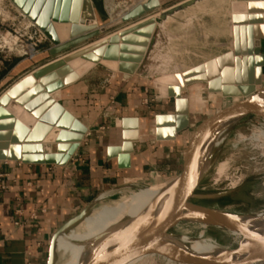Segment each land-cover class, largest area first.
Masks as SVG:
<instances>
[{
  "label": "water",
  "instance_id": "1",
  "mask_svg": "<svg viewBox=\"0 0 264 264\" xmlns=\"http://www.w3.org/2000/svg\"><path fill=\"white\" fill-rule=\"evenodd\" d=\"M10 1L43 32L51 44L48 53L55 58L23 75L0 94V161L64 166L79 147L86 127L59 103V97L54 99L52 94L75 83L95 67L120 73L124 79L141 75V66L154 43L155 32L151 28L153 20H145V17L155 13L160 4L158 0H147L121 19L96 28L89 24L95 18L91 0ZM85 2L89 4L88 15L82 19V4ZM237 3L243 7L236 9ZM230 24V50L194 66L191 72H173L152 79L157 97L170 99L173 104V113L154 117V138L157 141L173 140L177 133L188 128V102L181 94L187 92V86L191 84L189 80L194 76L206 85L207 92L231 99L228 106L204 118L193 129L183 149L169 206L129 240L97 251L85 264H118L125 258L141 254L160 255L182 264L264 262V246L255 254L238 257L239 246L206 256L159 245L171 235V229L188 210H197L202 217L211 219L207 225L236 233L240 238L264 232V225L240 229L222 218H213L212 211L226 216L237 215L190 201L200 178L195 180L194 173L203 137L232 117L251 116L264 125V105L261 102L264 91L257 89L264 76V52H260L264 41V0H234ZM130 25L132 27L127 28ZM116 31H120L118 35L109 39L103 37ZM235 98L239 100L234 102ZM126 120L122 119L123 125ZM138 140L137 130L122 132L121 145L115 151L121 167L128 165L133 143ZM52 143L56 144V154H51ZM33 151L38 155H31ZM40 152L43 155H39ZM83 214L81 211L52 235L45 264H54L56 234L76 224Z\"/></svg>",
  "mask_w": 264,
  "mask_h": 264
},
{
  "label": "crops",
  "instance_id": "2",
  "mask_svg": "<svg viewBox=\"0 0 264 264\" xmlns=\"http://www.w3.org/2000/svg\"><path fill=\"white\" fill-rule=\"evenodd\" d=\"M88 9L89 4L83 3L82 19L88 15ZM94 16L90 25L98 27L106 23L101 22L95 8ZM43 47L36 56L16 62L10 68V78L16 81L55 58ZM158 54V58L153 55V61L166 66L167 56ZM98 68L101 67L91 69L75 83L53 94L86 127L79 147L64 166L0 161V174H4L1 179L4 188L0 189V264H45L52 235L96 195L153 172L180 170L192 127V108L187 129L177 133L173 140L157 141L154 117L173 113L172 101L159 99L153 84L139 74L124 79L120 73L111 72L108 86L90 92L88 79L95 71L100 73ZM122 119H127L124 125ZM133 130H138L139 140L133 143L128 165L121 167L115 151L121 145L122 132ZM51 154H56L55 143L51 144Z\"/></svg>",
  "mask_w": 264,
  "mask_h": 264
},
{
  "label": "rangeland",
  "instance_id": "3",
  "mask_svg": "<svg viewBox=\"0 0 264 264\" xmlns=\"http://www.w3.org/2000/svg\"><path fill=\"white\" fill-rule=\"evenodd\" d=\"M138 1L141 0H105V2L104 0H92L96 14L102 23L107 22L110 17L107 6L112 5L114 10L124 9ZM158 1L162 9L161 15L163 17L170 15V17H165L161 21L162 28L155 30L154 43L141 66V76L147 77L151 83L154 73L161 69L165 68V73L184 71L231 48L228 25L231 3L234 0ZM14 18L15 15L7 11L3 6V0H0V30L8 27L11 31L15 30L21 34L22 29L17 24L19 20L12 21ZM15 38L17 41L19 36L16 35ZM156 42L157 45H155ZM49 44L45 43L41 48L44 46L43 48L47 50ZM3 51L5 53L0 48V58L7 54L6 50ZM260 52H264V41ZM158 53L167 56L166 66H160L159 61H153L154 54L157 58L160 57ZM23 59L24 57L19 56V53L11 52L9 58L2 61L0 94L12 84L11 82H14V78H10L12 75H9L10 68ZM101 68L97 70L99 74L95 71L88 79L90 92L102 91L110 83L109 73L111 72L108 70L102 72ZM262 87H264V76ZM184 96L189 97L188 108L189 110L190 107L192 108L190 135L201 120L231 103V99L222 98L219 94L208 93L198 84L192 86L190 96L189 91L185 92ZM238 100L239 98H235L234 102ZM262 125L259 120L247 116L241 118L229 130L219 144L212 149L208 163L202 169L201 176L194 187L193 197L190 200L192 203L237 216L264 212V141L259 137V132L264 133V125ZM164 172H153L150 176L138 179V181L127 182L96 195L82 210L84 211L83 216L90 214L102 203L110 204L126 198L138 188L162 185L177 177L180 170ZM101 195L102 198L99 199ZM182 215L189 220L179 221L171 229V235L202 238L214 242L224 250H233L238 246L239 238L230 232L207 225L208 222L193 217L188 211L183 212ZM77 224L78 222L73 227ZM66 259L67 254L63 255L61 251L55 252L54 264H63ZM141 264L181 263L151 254Z\"/></svg>",
  "mask_w": 264,
  "mask_h": 264
},
{
  "label": "bare ground",
  "instance_id": "4",
  "mask_svg": "<svg viewBox=\"0 0 264 264\" xmlns=\"http://www.w3.org/2000/svg\"><path fill=\"white\" fill-rule=\"evenodd\" d=\"M146 1L147 0H141L135 2L134 4H132V6L124 9L114 10V7L112 5V7L107 6V12L110 17L106 23L121 19L135 6L142 5ZM236 7V9L242 8L243 4L237 3ZM161 10L162 9L159 7L157 8V10H155V13L145 17V20H153V25L151 28H153L154 31L159 27L162 28L161 21H163L165 17H170V15H166L165 17L160 18V15L162 13ZM19 11L22 12L20 9ZM155 23L157 24L155 25ZM129 27L132 26L130 25L127 28ZM228 30L231 36L230 22L228 25ZM120 31H116L113 34H106L103 37L109 39L110 37H112V35H118ZM157 44L158 43L156 42L155 45ZM191 68L186 69L184 71L190 70L191 72ZM182 72L177 73L180 74ZM167 74L168 73L165 72L159 74L157 73L154 74V77H162ZM195 74L196 73H194L193 76ZM189 81L191 82V84L187 86L189 96L190 90L195 84H198L201 89L207 91L206 85L200 82L199 79L195 76ZM257 89H263L264 91V87L261 88V85L257 87ZM181 96L183 97V94H181ZM186 98L188 102L189 97ZM261 102L264 105V92L261 97ZM239 120L240 119L238 117L228 118L223 122L219 123L214 128H212L203 137L198 147L197 158L195 162V180H197L201 176V171L207 165L212 149L219 144V142L227 135L229 130ZM259 135L260 139L264 141V133L259 132ZM175 182L176 177L172 180L163 183L162 185L138 188V190H136L135 192H131L126 198L122 200L110 204L102 203L90 214L87 213L86 215L82 216V218L78 221V224L75 226L77 227V229H74L75 227L70 226L69 228L63 229L56 234L54 239V253L57 251H61L63 255L67 254V259L63 262V264H85L97 251L106 247L118 245L129 240L131 237H133L142 229H144L148 224H150L162 210L169 206L172 196V189L174 187ZM100 198H102V195L99 196V199ZM188 212L191 213L193 217L200 219L201 221H206L208 223H210L211 221V219L209 218L202 217L197 210H188ZM210 215L213 218H222L228 223H231L235 227L241 229L259 227L264 225V212L242 216H226L212 211ZM181 219L189 220L185 219L183 215H181ZM231 234L239 238V247L236 251V256L238 257L249 254H255L264 246V232L246 238H240L236 233ZM159 245L172 249L186 250L196 255L211 256L225 252L224 249L220 248L214 242H210L202 238H190L184 235H168L161 241ZM150 255L151 254H141L130 256L121 260L118 264H141Z\"/></svg>",
  "mask_w": 264,
  "mask_h": 264
},
{
  "label": "built area",
  "instance_id": "5",
  "mask_svg": "<svg viewBox=\"0 0 264 264\" xmlns=\"http://www.w3.org/2000/svg\"><path fill=\"white\" fill-rule=\"evenodd\" d=\"M3 6L7 11L15 15L12 21L19 20L17 24L22 29V33L19 34L15 30L11 31L8 27L0 30V48L3 53H5L3 50L7 51V54L2 55L0 58V65L2 61H6L9 58L11 52L19 53V56H23L24 59L36 56L41 51V46L49 43L48 39L10 0H3ZM16 35L19 36L17 41ZM2 177H4V174H0V189L4 188L1 183Z\"/></svg>",
  "mask_w": 264,
  "mask_h": 264
}]
</instances>
